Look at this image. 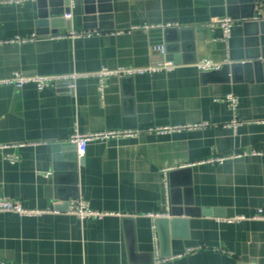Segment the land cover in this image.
Wrapping results in <instances>:
<instances>
[{
	"label": "crops",
	"instance_id": "obj_1",
	"mask_svg": "<svg viewBox=\"0 0 264 264\" xmlns=\"http://www.w3.org/2000/svg\"><path fill=\"white\" fill-rule=\"evenodd\" d=\"M14 1L0 0V79L162 60L177 67L111 76L102 94L94 77L77 79L73 90L63 83L40 91L0 86V196L59 212L0 213V261L264 264V221L251 219L264 211V67L243 66L264 62V0H106L93 11L84 0H45L44 7ZM223 17L233 21L227 45L211 26ZM76 32L87 35L71 37ZM153 45H163L165 55ZM202 60L230 69L202 72L195 66ZM227 95L236 98L235 111ZM197 124L206 126L155 132ZM74 131L135 135L90 142L78 159L68 141ZM233 155L241 156L209 162ZM74 187L108 215L79 221L66 214ZM236 216L245 219L226 221ZM156 219L178 220L174 233L167 228V243H160Z\"/></svg>",
	"mask_w": 264,
	"mask_h": 264
},
{
	"label": "built area",
	"instance_id": "obj_2",
	"mask_svg": "<svg viewBox=\"0 0 264 264\" xmlns=\"http://www.w3.org/2000/svg\"><path fill=\"white\" fill-rule=\"evenodd\" d=\"M23 1L24 0H15L14 2L18 4ZM232 22L233 21L231 18L223 17L216 19L211 24V26H217L220 29L221 41L224 42L226 45L231 37ZM169 26L170 25H167L166 27ZM84 35H87V33L84 32L71 33V37H81ZM32 38H34V35L24 38L15 37L13 39L8 40L7 42L24 43L30 41ZM151 51L162 57L165 55V48L163 45H153L151 47ZM195 66L197 67V69H199L202 72H213L220 70L222 67V63H217L209 60H202L197 62ZM176 67L177 65H175L173 62L162 60L156 63L155 65L146 68H139V69H133L127 67H118L116 69L102 68L94 73H86V74L72 72L67 75H57V76H46V75L24 76L21 75L20 73H13L9 77L0 79V86H11L16 89H19L26 84H32L36 87L37 90L40 91L43 90L44 88L49 87L50 85H57L63 83L66 85L67 89L73 90L74 83L77 79L94 77L98 81L99 90L100 93L102 94L103 89L106 85V80L111 76L123 77V76H132L135 74L153 73L159 71H171ZM225 101L228 103L232 111L236 110L237 100L235 97H233L232 95H227L225 97ZM231 124L234 129H236V127L239 125L238 121L235 119H233ZM204 126L206 125L197 124V125H186V126L161 127L155 129V132L167 133L176 130L179 131L181 129H194ZM134 135L135 132H131V131H100V132H92V133H84V134L74 131L73 134L70 135L68 141L70 144L75 146L77 158L81 159L85 154L88 143L90 142L109 141L115 138H126V137H132ZM262 153L264 154V152ZM250 154L258 155L261 153L258 151H252ZM239 156L241 155H233L226 158H216V159H211L209 162L222 163L224 160ZM6 160H8L9 162H14L16 160V157H6ZM163 184L165 191H167L168 188L167 182L164 181ZM0 213H8V214L17 215L19 217H24V216L40 215L44 213L58 214L59 212L54 208H49L43 211L27 209L17 200L0 196ZM65 213L75 216L79 221H83L85 219H101L102 217L108 215V213L91 209L88 203H86L81 197H77L69 200L67 202ZM158 216L160 215H155V217ZM244 219L245 217L243 216H236L231 219H227L226 221L228 223H233ZM251 219L264 221V211L262 209H258L256 213L251 217ZM0 264H8V263H4L0 261Z\"/></svg>",
	"mask_w": 264,
	"mask_h": 264
},
{
	"label": "water",
	"instance_id": "obj_3",
	"mask_svg": "<svg viewBox=\"0 0 264 264\" xmlns=\"http://www.w3.org/2000/svg\"><path fill=\"white\" fill-rule=\"evenodd\" d=\"M102 1H106V0H84V2L86 3V4H89L90 5V7H87V9L86 10H89V11H93V9L95 8V7H93L94 5H92L93 3H96V5H97V8H99L100 7V5H99V3H101ZM54 1H49V4H51V3H53ZM254 2V1H253ZM45 3H46V1L45 0H41L40 1V6H42V7H44L45 6ZM95 5V6H96ZM100 10H101V8H100ZM89 11H87L88 13H89ZM67 13L69 12V9L66 11ZM48 15L46 14V12L45 11H41V14H39V17L40 18H46ZM250 17V16H249ZM45 23V21L43 22V23H39V24H44ZM238 65H233L232 67L233 68H235V67H237ZM244 67H254L255 69H257V68H259V67H264V62L263 63H260V62H255V63H252L251 65H250V63H248V64H246V65H243ZM232 67H231V69H232ZM230 69V67L229 66H227V65H224V66H222V68L220 69V70H218V71H213V72H208V73H213V74H217V73H225V72H227L228 70ZM80 163H82V160H80ZM72 171H73V177H74V175H75V169H72ZM75 184H76V182H75V179L73 180V184L72 185H74L75 186ZM70 185V184H69ZM72 192H73V194L72 195H70L69 197H77V195H76V189H75V187L74 188H72ZM69 197H67V198H69ZM178 220L177 219H170V220H163V219H156V221H155V225H156V228H157V231H158V235H159V240H160V243H164V241H166V243H167V241H168V239H169V232H167V228H169L170 227V230H171V232H173L174 233V227L177 225V222ZM172 236H173V234H171ZM168 255H165V257H167Z\"/></svg>",
	"mask_w": 264,
	"mask_h": 264
}]
</instances>
